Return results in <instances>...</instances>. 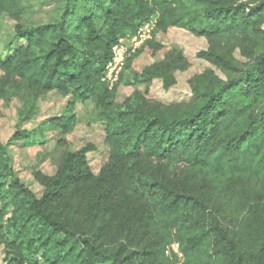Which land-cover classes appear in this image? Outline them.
Listing matches in <instances>:
<instances>
[{
	"label": "trees",
	"instance_id": "obj_1",
	"mask_svg": "<svg viewBox=\"0 0 264 264\" xmlns=\"http://www.w3.org/2000/svg\"><path fill=\"white\" fill-rule=\"evenodd\" d=\"M24 0H0L14 20L16 52L0 57V100L19 99L20 120L37 101L69 98L61 116L9 143L48 131L71 133L79 104L95 100L111 148L98 174L86 145L65 152L56 172L33 171L38 196L17 174L0 139V246L7 264H264V0H65L59 21L25 27ZM151 24L152 38L104 82L111 51ZM177 28L204 38L208 69L189 81L190 102L149 96L190 68L179 48L141 71L142 54L163 50L158 34ZM1 34V24H0ZM245 59L239 61L236 53ZM122 86L135 90L123 102ZM178 244L182 259L167 250Z\"/></svg>",
	"mask_w": 264,
	"mask_h": 264
},
{
	"label": "rangeland",
	"instance_id": "obj_2",
	"mask_svg": "<svg viewBox=\"0 0 264 264\" xmlns=\"http://www.w3.org/2000/svg\"><path fill=\"white\" fill-rule=\"evenodd\" d=\"M64 1L24 0L23 5L31 9L33 13L24 20L23 25L37 27L59 21ZM0 24V57L5 60L13 55L23 43L15 39L17 23L14 20L5 15L0 19ZM157 41L162 44L163 50L154 57L142 54L133 63V70L141 71L144 67L163 59L164 55L174 48H179L184 53L190 62V68L176 74L177 83L169 90L164 89L160 80H155L150 88L151 98L166 104L190 102L193 99L189 86L191 78L208 69H214L219 76L223 77L219 70L197 57L199 52L207 48V41L204 38L194 36L182 29L172 28L165 34H158ZM236 57L239 61L246 62L239 52L236 53ZM136 89L145 91V87L142 86H122L117 93L118 101L123 102ZM68 101L69 98L62 97L57 92L50 93L37 101L38 111L33 119L20 120L18 116V110L22 106L20 100L15 98L10 103L0 100V139L9 148L17 174L38 196L43 189L34 180L33 171H42L48 175L54 174L56 164L65 152H74L86 145H93L95 150L88 154V161L95 174L100 172L110 158L111 148L106 142L105 127L97 117L95 100H89L76 107L75 114L78 121L71 133L63 135L61 132L48 131L39 136L32 145L27 142L9 143V139L17 128L32 130L42 121L64 114ZM0 264H7L3 246H0Z\"/></svg>",
	"mask_w": 264,
	"mask_h": 264
},
{
	"label": "built area",
	"instance_id": "obj_3",
	"mask_svg": "<svg viewBox=\"0 0 264 264\" xmlns=\"http://www.w3.org/2000/svg\"><path fill=\"white\" fill-rule=\"evenodd\" d=\"M152 32L153 28L151 24H147L140 28L135 36H127L120 39L112 48L111 59L106 66L102 80L111 86L118 82L127 60L136 54L145 42L152 38ZM171 251L175 252L182 259L183 255L179 251L178 244L172 245L166 253L170 254Z\"/></svg>",
	"mask_w": 264,
	"mask_h": 264
}]
</instances>
